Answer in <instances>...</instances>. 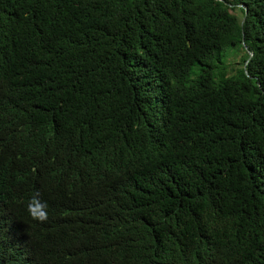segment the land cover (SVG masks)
<instances>
[{
  "label": "trees",
  "instance_id": "16d2710c",
  "mask_svg": "<svg viewBox=\"0 0 264 264\" xmlns=\"http://www.w3.org/2000/svg\"><path fill=\"white\" fill-rule=\"evenodd\" d=\"M0 264H264V0H0Z\"/></svg>",
  "mask_w": 264,
  "mask_h": 264
},
{
  "label": "clouds",
  "instance_id": "9594fccd",
  "mask_svg": "<svg viewBox=\"0 0 264 264\" xmlns=\"http://www.w3.org/2000/svg\"><path fill=\"white\" fill-rule=\"evenodd\" d=\"M28 187V186H27ZM28 204V211L34 220L45 222L48 219L47 203L41 202L36 194H34Z\"/></svg>",
  "mask_w": 264,
  "mask_h": 264
},
{
  "label": "rangeland",
  "instance_id": "374dc122",
  "mask_svg": "<svg viewBox=\"0 0 264 264\" xmlns=\"http://www.w3.org/2000/svg\"><path fill=\"white\" fill-rule=\"evenodd\" d=\"M240 54L241 53L238 52V53H235L233 56H230L228 58V61L227 62H229L233 66V68H235V67L238 66L236 63L238 62V59H239Z\"/></svg>",
  "mask_w": 264,
  "mask_h": 264
}]
</instances>
